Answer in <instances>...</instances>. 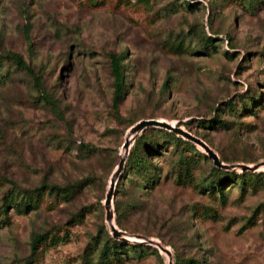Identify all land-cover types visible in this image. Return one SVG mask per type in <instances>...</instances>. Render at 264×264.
Instances as JSON below:
<instances>
[{
  "label": "rangeland",
  "instance_id": "374dc122",
  "mask_svg": "<svg viewBox=\"0 0 264 264\" xmlns=\"http://www.w3.org/2000/svg\"><path fill=\"white\" fill-rule=\"evenodd\" d=\"M120 54L115 108L110 57ZM150 119L176 124L226 165L264 162V0H0V264H168L139 243L128 244L158 254L99 258L123 143ZM213 119L224 125L210 128ZM147 137L160 155L152 179L129 172L126 155L117 229L160 243L172 264H264V178L220 194V168L200 147ZM43 185L68 192H33ZM37 235L46 239L32 253Z\"/></svg>",
  "mask_w": 264,
  "mask_h": 264
},
{
  "label": "trees",
  "instance_id": "16d2710c",
  "mask_svg": "<svg viewBox=\"0 0 264 264\" xmlns=\"http://www.w3.org/2000/svg\"><path fill=\"white\" fill-rule=\"evenodd\" d=\"M186 8H191V4L185 3L184 4ZM214 39L211 37H207L204 40V48L210 49L213 47ZM226 55H228V52H225ZM8 58H10L16 65L18 69H22L26 71L27 74L32 76L34 80V85L39 89L40 81L37 75L33 73V71L25 64V62L22 60V58L18 55H8ZM124 59V54H120L119 56L112 55L110 57V69L111 74L114 79L113 89V106L115 108L118 107L120 104L122 97H123V90H124V75L122 70V61ZM252 102L254 103L255 98H251ZM209 127L212 129H216L219 126H223L224 124L219 119H213L209 121ZM227 126V125H226ZM152 131L162 133L167 138H170L171 141H174L175 143L184 144L189 147H193L194 145L190 143L189 141H185L181 138L176 137L172 132H169L167 130L161 129V128H155V127H149L146 130H144L141 135H139L135 140L134 143L129 151L128 159L126 162V168L129 170V172L137 173V174H143L146 177H151V162L150 157H154V155H160L158 151L157 145L151 140V138L148 139L147 133H150ZM226 163H229L226 161ZM212 171L217 176L215 180L212 182L213 188L220 192V194H223L222 188L226 186V184L232 186L234 185L238 180L240 181V186L242 190H246V182L249 180H258L260 178H264V172L259 173H252L249 171H243L241 173L238 172H230V171H224L222 169H216L212 168ZM152 179V177H151ZM257 185V183H256ZM45 190H48L51 193H59V192H68L64 189H60L57 186L52 187H46L41 186L37 189H35L33 192H36L37 195H41ZM117 205V204H116ZM115 207V211H116ZM116 225L121 228V223L119 221V218L116 217L115 219ZM104 229L102 228L101 231ZM46 239L45 235H37L32 240V253L37 248L38 244L41 243ZM130 248L134 251H137L140 255H143L144 249L153 250V252L158 254V251L154 248H151L149 246H143V245H136V244H128L123 243L121 241L113 239L111 236L109 239L103 244V247L101 248L99 252V258L102 260H105L108 258V256L111 254L113 256H120V255H126L127 249ZM174 264H183V261L174 258ZM187 264H198L197 262L193 260L187 261Z\"/></svg>",
  "mask_w": 264,
  "mask_h": 264
},
{
  "label": "water",
  "instance_id": "95a60500",
  "mask_svg": "<svg viewBox=\"0 0 264 264\" xmlns=\"http://www.w3.org/2000/svg\"><path fill=\"white\" fill-rule=\"evenodd\" d=\"M149 127H155V128H161V129L167 130L183 138L184 140L189 141L195 144L196 146L200 147L204 151V153L213 161L214 166L217 168L225 169V170L239 169L241 172L249 171L252 173H255V172H258L264 169V162H260L258 164L251 165V166L244 165V164L226 165L219 159L217 154L212 149H210L209 146L206 143H204L202 140H200L199 138L181 129L176 124L171 125L167 121H159L155 119L141 120L129 129L126 139L122 146V148L126 150V155H128L129 153L131 143L137 138L138 135H140L144 130H146ZM125 161H126V157L125 159H120L110 179L108 191L106 193L105 200H104L105 220L109 226L110 234L113 239L121 241L123 243H139V244H146V245L153 246L157 248L161 253H164L168 257V264H172V255L169 249L162 246L160 243L152 239H148L144 236L128 235L118 230L114 224V214H113V208H112L113 194H114L116 182L124 168Z\"/></svg>",
  "mask_w": 264,
  "mask_h": 264
},
{
  "label": "bare ground",
  "instance_id": "6f19581e",
  "mask_svg": "<svg viewBox=\"0 0 264 264\" xmlns=\"http://www.w3.org/2000/svg\"><path fill=\"white\" fill-rule=\"evenodd\" d=\"M171 125H174V124H171ZM130 142H131V140H130ZM124 150V154H123V156H121V159H125V157H126V150L125 149H123ZM164 254V253H163ZM168 258V257H167Z\"/></svg>",
  "mask_w": 264,
  "mask_h": 264
}]
</instances>
